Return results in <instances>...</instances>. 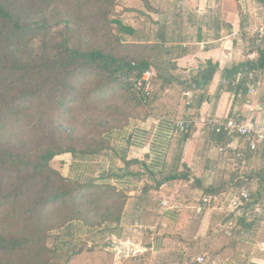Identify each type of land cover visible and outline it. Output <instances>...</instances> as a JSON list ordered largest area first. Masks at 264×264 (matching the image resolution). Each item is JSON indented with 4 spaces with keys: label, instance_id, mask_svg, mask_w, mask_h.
Instances as JSON below:
<instances>
[{
    "label": "trees",
    "instance_id": "16d2710c",
    "mask_svg": "<svg viewBox=\"0 0 264 264\" xmlns=\"http://www.w3.org/2000/svg\"><path fill=\"white\" fill-rule=\"evenodd\" d=\"M114 2L0 0V225L3 221L8 224V230L0 232V264H51L49 255L54 251L47 246L50 233L72 223L89 230L105 228L109 230L108 234L118 235L115 229L110 231L109 226L121 224L126 193L96 179L87 182L71 180L50 165L55 157L64 154L86 158L112 149L114 129L108 127L99 134L94 144L80 145V140L74 138L75 130L62 131L64 119L71 117L74 120L73 115L85 113L93 104L104 103L117 90L126 91L128 100L134 101L137 107L149 106V111L156 110L155 113H158L155 102L174 83L166 76L173 69L172 58L165 54L159 44L131 39V43H126L127 48L142 53L138 57H116L112 49L82 48L79 41L72 40L75 29L71 25H80L93 17H77L76 13L83 9L90 11L93 5L99 4L95 10L96 16L101 15L105 19L110 15L109 10L113 9ZM102 5L107 9L103 10ZM66 9L79 10L73 13L75 22L71 20V15L63 13ZM90 22L87 30H97ZM62 24L65 30L58 33L61 39L48 43L47 37L53 28ZM111 24L116 25L120 34V37H116L117 42L125 36L133 37V31L118 21L105 25L110 34ZM35 41L40 42L38 48H35ZM248 44L254 47L252 41ZM255 51V61L237 65L226 77L233 82L238 73L245 77L251 70L264 69V50L256 48ZM216 70L217 66L208 62L206 69L187 86L197 93L198 104L195 108L203 102L204 92L210 86ZM146 71L153 73L149 92L136 87ZM155 81H158L156 92ZM236 88L234 102L246 96L242 81ZM38 108L44 118H50V124L40 125L39 129L32 127L26 139L19 136V143L12 145L7 131L25 118L33 119ZM232 114L235 116L239 111L235 110ZM150 115L147 114L146 118ZM191 131L192 128L182 135L183 141L190 137ZM37 133H40L39 137ZM217 136L219 141L223 138L226 140L223 135ZM30 139H34V143L30 144ZM146 176L155 182L157 188L168 182L188 179L186 174L147 172ZM231 176L229 182L232 181L235 189L244 186L250 190L247 186L249 178L236 173ZM224 187L226 184L203 191L204 194L224 193ZM147 190L143 187V196L135 201L136 211L143 210ZM251 196L254 203L264 207V189L251 193ZM238 224L244 231L253 227L241 220ZM68 229L71 230V227ZM227 236L235 238L234 234Z\"/></svg>",
    "mask_w": 264,
    "mask_h": 264
},
{
    "label": "crops",
    "instance_id": "0c3cea01",
    "mask_svg": "<svg viewBox=\"0 0 264 264\" xmlns=\"http://www.w3.org/2000/svg\"><path fill=\"white\" fill-rule=\"evenodd\" d=\"M141 1L150 26L138 30L125 25L134 33L132 38L127 36L129 43L132 39L161 45L165 54L172 58L173 69L166 76L174 80L172 86L184 88L183 96L189 91L191 98H181L185 103L171 100L168 105L156 106L158 109L154 106L158 110L157 115L131 122L112 135V149L90 159L73 157V163L64 161L61 164L63 169H57L58 172H63L62 175L69 179L83 181L87 178L84 182L93 178L97 182L111 184L126 194L134 182L147 178V172L186 174L187 180L176 182L189 184L200 196L204 194L203 189L220 186V179L217 180L218 176L221 177L217 170L219 166L229 169L233 167V162H238L233 159L229 162L218 152L220 147L231 144L243 154L245 164L238 168L239 175L249 178L247 186L254 192L264 189V143L257 152L251 153L240 138L219 141V136L209 133L199 121L193 126L190 137L183 141L182 134L173 125L176 120L189 116L201 120L207 117L226 118L233 116L235 110L239 111L237 115L243 121L251 120L264 125L261 99L245 96L234 102L237 85H231L232 81L226 77L237 65L257 59L256 48L248 43L252 41L250 36L255 27L260 22L264 23V0H156L158 6L153 0ZM234 51H237L238 57ZM208 62L216 65L217 70L204 92L203 102L195 108L197 93L187 86L206 69ZM223 81L227 83L223 84ZM241 81L245 89L246 78L242 77ZM171 87L166 88L164 93L169 92ZM182 103L185 106L181 109ZM63 158L61 156L57 160L61 162ZM76 160L81 164L79 173ZM88 162L95 166L88 168ZM53 168L56 169L54 165ZM88 171L93 174H88ZM230 187L232 184L226 183V188ZM135 201L133 209L137 206ZM178 216L175 212L165 211L163 218L175 220Z\"/></svg>",
    "mask_w": 264,
    "mask_h": 264
},
{
    "label": "rangeland",
    "instance_id": "374dc122",
    "mask_svg": "<svg viewBox=\"0 0 264 264\" xmlns=\"http://www.w3.org/2000/svg\"><path fill=\"white\" fill-rule=\"evenodd\" d=\"M153 1H155V5H159L156 0ZM102 6L103 10L107 9L105 5ZM73 7L75 6L73 5ZM97 8H99V4L93 5L90 11L83 9L80 10V13L75 14L77 17L89 15L93 17L90 20L87 18L88 22L83 21L80 25H71V28L74 25L75 29L72 40L79 41L82 48L92 46L106 50L112 49L116 57L132 55L138 57L142 51L129 50L126 45L129 42V38L125 36L121 41H116V37H120V34L115 24L110 25L112 34L108 32V26L106 28L105 25L110 24L111 21H118L123 25H130L138 30L146 29L150 25L147 20L149 16L145 14L146 8L143 2L141 0H115L113 9L109 10L110 15L105 19L101 15L96 16L95 10ZM71 10L66 9L63 13L71 15V20L75 22L73 13L79 10ZM90 21L93 22L97 30H87L89 29ZM64 30V24L53 28L47 37V42H58L61 39L58 33ZM34 45L35 48H38L40 42L35 41ZM234 52L237 54V51ZM157 83L158 81L154 83V92L157 90ZM183 89L178 85L172 86L169 92L167 91L163 97L161 95L158 98L154 106H159L160 104L168 105L171 100L174 103L176 101L185 103V101H181V98L183 99L184 96L191 98V96H186V92L183 96ZM128 99L129 96L126 91L117 90L104 103L93 104L85 113L73 115L74 120L71 117L64 119L62 131L75 130L74 138L80 140V145L94 144L95 141H98L95 139H99V134L106 131L108 127L114 129V131H111L115 134L123 130L127 124L145 119L149 113L152 115L158 114L155 113L156 110L149 111V106L148 108L137 107L134 101ZM184 106V104L183 106L181 105V109ZM32 117L33 119L25 118L21 123L15 124L16 127L7 131L12 145L13 143H19V136L23 140L26 139L28 133H31L30 129L32 127L35 126V129H39L42 125L47 126L50 124V118H44L45 116L39 108ZM39 135L40 133H37L38 137ZM32 143H34V139H30V144ZM61 156L64 157V160L60 162L57 159ZM61 156L53 159L50 164L52 168L54 165L56 170L63 169L61 164L65 163L64 161L66 160V163H73L71 160L73 158L72 155L64 154ZM76 161L75 165H77V173H79L81 164L79 160ZM93 166H95L93 163L88 162V168ZM217 170L221 174V177L218 176L217 180L220 179L219 183L222 186L226 183L232 184V181L229 183L232 173L233 175L237 172L238 174L240 173V169L234 166L229 169L219 166ZM90 171L87 173L91 175L92 172ZM62 174L64 175L63 172ZM84 179L86 180L87 178H83V181H77L84 182ZM71 180L76 181V179ZM132 187L126 191L128 194H126L125 199L127 208L125 207L123 210L121 224L117 226L114 223L109 226L110 231L115 229L118 235L108 234L109 230L105 228L89 230L85 227H78L74 223L69 226L66 225L60 231H52L47 241V246L54 251L49 255L51 264H194L195 258L199 255L204 257L203 264H264V252H261L255 246L257 241L264 238L263 230L260 226L252 227V238L248 237L246 240L241 239L242 237L235 233V238L225 235L223 227L229 217H225L218 210H211L198 220H192L185 215H179L175 220L171 218L164 220L165 207L181 203L185 204V202L189 203L193 198H198L199 193L191 189L189 184L168 182L157 188L155 182L148 177L144 181H141V179L137 180ZM143 187L148 189L146 198L143 201L144 208L142 211H136L131 208L132 203L134 199L137 200L143 196L141 194ZM226 189L224 187L225 193L235 188L232 186L228 190ZM249 191L252 194L255 193L252 188ZM132 209L133 211L131 212ZM57 219L60 220V217H57ZM55 221L56 218L54 219ZM135 221L137 223H134ZM68 227H71V230ZM17 229L14 228L13 230ZM6 230H8V224L3 221L0 225V232H5ZM117 245L125 247V250L119 251L120 248Z\"/></svg>",
    "mask_w": 264,
    "mask_h": 264
},
{
    "label": "built area",
    "instance_id": "2783aa9c",
    "mask_svg": "<svg viewBox=\"0 0 264 264\" xmlns=\"http://www.w3.org/2000/svg\"><path fill=\"white\" fill-rule=\"evenodd\" d=\"M257 19V18H256ZM255 48L264 50V23L260 22L250 36ZM243 75L238 73L231 85L239 84ZM246 96L261 99L260 105L264 106V69L257 68L246 73ZM153 73L146 71L142 76V81L137 82L136 87H142L145 92H149L152 88ZM223 84H226L223 81ZM186 96H191L189 92ZM199 121L203 127L211 134L223 135L226 139L240 138L251 153H255L264 143V125L253 121H243L240 116L218 118L207 117L204 120L196 119L190 116L173 122L175 129L180 134H186L195 123ZM218 152L223 155L229 162L233 161L234 167H240L245 164L243 154L231 144H226L219 148ZM227 193L201 194L198 198H194L191 202L177 205H169L165 207V211L175 212L179 215H185L192 220H198L205 216L211 210H218L225 217H229L224 224V232L229 234H237L241 239L252 238L253 230L244 231L243 227L238 224L241 220L245 224H252L253 227L260 226L263 230L264 237V209L259 203H254L251 192L248 188L242 186L231 189ZM166 205V204H164ZM116 225V224H115ZM255 246L264 252V238L257 241ZM204 257L199 255L195 258L194 263L203 264Z\"/></svg>",
    "mask_w": 264,
    "mask_h": 264
},
{
    "label": "water",
    "instance_id": "95a60500",
    "mask_svg": "<svg viewBox=\"0 0 264 264\" xmlns=\"http://www.w3.org/2000/svg\"><path fill=\"white\" fill-rule=\"evenodd\" d=\"M117 246H119V248H120L119 251H121V250L124 251L125 250V247H121V245H117Z\"/></svg>",
    "mask_w": 264,
    "mask_h": 264
}]
</instances>
